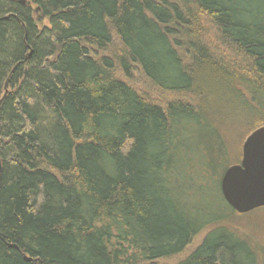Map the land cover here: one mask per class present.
Segmentation results:
<instances>
[{
    "label": "trees",
    "instance_id": "trees-1",
    "mask_svg": "<svg viewBox=\"0 0 264 264\" xmlns=\"http://www.w3.org/2000/svg\"><path fill=\"white\" fill-rule=\"evenodd\" d=\"M26 1L0 0V264H161L203 234L175 264H260L221 179L226 127L264 126V0Z\"/></svg>",
    "mask_w": 264,
    "mask_h": 264
},
{
    "label": "rangeland",
    "instance_id": "rangeland-1",
    "mask_svg": "<svg viewBox=\"0 0 264 264\" xmlns=\"http://www.w3.org/2000/svg\"><path fill=\"white\" fill-rule=\"evenodd\" d=\"M195 33L203 37L204 40L207 41L218 54H222L223 57H226L224 54L227 53V50L225 51L223 46L220 45V38L218 37L216 30L213 28L207 17L198 15V18L195 21ZM109 52L113 56L120 55L122 52V47L118 40L115 39L114 44L109 49ZM227 60L233 62V59L230 60L228 58ZM117 77L125 80L130 86H132L143 97H145L146 100L163 107L173 100L189 99L181 94L159 90L149 80L146 79L139 69H134L130 78H126L121 72H117ZM225 130L230 137L229 143L232 141L231 144L232 147H234L237 151V156L239 157L240 155V158H242L243 145L240 146V143L242 140L241 136H243L246 130L244 129L243 133L241 134H239V129L237 128L232 129L227 126ZM231 225L251 242L258 252L260 264H264V208L258 209L246 215H237L235 219L231 221ZM204 235L205 234L198 236L193 244L184 251V253L163 261L161 264H175L185 259L201 243Z\"/></svg>",
    "mask_w": 264,
    "mask_h": 264
},
{
    "label": "water",
    "instance_id": "water-1",
    "mask_svg": "<svg viewBox=\"0 0 264 264\" xmlns=\"http://www.w3.org/2000/svg\"><path fill=\"white\" fill-rule=\"evenodd\" d=\"M20 2L27 3L26 0ZM221 193L239 215L264 208V126L245 140L240 164L229 167L223 174Z\"/></svg>",
    "mask_w": 264,
    "mask_h": 264
}]
</instances>
